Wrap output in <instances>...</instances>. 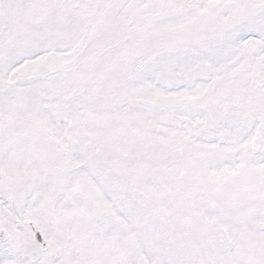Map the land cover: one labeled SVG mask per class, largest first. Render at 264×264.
Returning a JSON list of instances; mask_svg holds the SVG:
<instances>
[{"label": "snow or ice", "instance_id": "obj_1", "mask_svg": "<svg viewBox=\"0 0 264 264\" xmlns=\"http://www.w3.org/2000/svg\"><path fill=\"white\" fill-rule=\"evenodd\" d=\"M0 264H264V0H0Z\"/></svg>", "mask_w": 264, "mask_h": 264}]
</instances>
